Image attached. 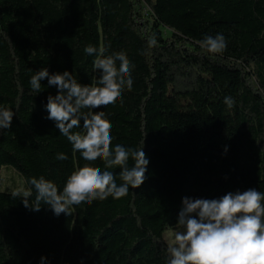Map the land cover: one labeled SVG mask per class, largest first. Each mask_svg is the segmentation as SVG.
I'll return each instance as SVG.
<instances>
[{
    "label": "trees",
    "instance_id": "obj_1",
    "mask_svg": "<svg viewBox=\"0 0 264 264\" xmlns=\"http://www.w3.org/2000/svg\"><path fill=\"white\" fill-rule=\"evenodd\" d=\"M217 34L227 47L212 54L200 42ZM87 45L130 63L131 91L94 111L111 122L113 147L142 148L146 179L70 215L46 204L33 211L22 200L35 201L31 178L62 192L92 163L123 183L119 167L84 160L47 118L57 88L45 79L41 92L31 90L43 68L96 84ZM0 108L14 113L0 130V183L2 168L14 167L29 188L27 197L0 190V264H167L166 234L179 228L185 197L264 192V0H0Z\"/></svg>",
    "mask_w": 264,
    "mask_h": 264
},
{
    "label": "clouds",
    "instance_id": "obj_2",
    "mask_svg": "<svg viewBox=\"0 0 264 264\" xmlns=\"http://www.w3.org/2000/svg\"><path fill=\"white\" fill-rule=\"evenodd\" d=\"M200 43L212 54H220L227 47L222 34L205 36ZM155 45L156 40L150 39L149 46ZM84 52L96 54L93 67L100 72L96 84L81 85L68 71L50 74L43 68L30 78L31 90L41 92V81L45 79L48 86L57 88L56 95L47 97V118L55 121L60 134L67 137L73 151L80 152L84 160L95 162L99 159L105 168L119 167L123 183L118 185L111 172L101 171L92 163L73 171L62 192L43 176L31 178L35 201L22 200L24 206L33 211H39L42 204H46L56 216L70 215L74 205L91 204L109 196L122 198L127 195L129 186L138 188L146 179L149 160L142 148L113 147L111 122L105 118L104 111H94L115 105L125 89L131 91L130 63L123 52L104 56L92 45H87ZM224 102L228 107L234 104L231 97H225ZM13 115L12 110L0 108V130L11 127ZM81 120L82 131L74 132L73 129L81 128ZM56 158L68 159L64 153H58ZM130 159L134 162L131 167ZM12 195L16 197L20 193ZM28 195L24 193L25 197ZM182 203L177 226L183 230L175 232L174 243L167 247V264H264V192L251 188L229 192L218 200L185 197Z\"/></svg>",
    "mask_w": 264,
    "mask_h": 264
},
{
    "label": "rangeland",
    "instance_id": "obj_3",
    "mask_svg": "<svg viewBox=\"0 0 264 264\" xmlns=\"http://www.w3.org/2000/svg\"><path fill=\"white\" fill-rule=\"evenodd\" d=\"M2 181L0 183V190L5 192H19L24 194L29 193L28 185L21 175V173L14 167H3L2 171ZM183 229H172L166 234L167 240L170 245L174 243V234L176 231H182Z\"/></svg>",
    "mask_w": 264,
    "mask_h": 264
}]
</instances>
